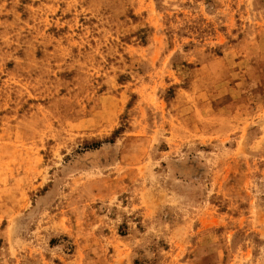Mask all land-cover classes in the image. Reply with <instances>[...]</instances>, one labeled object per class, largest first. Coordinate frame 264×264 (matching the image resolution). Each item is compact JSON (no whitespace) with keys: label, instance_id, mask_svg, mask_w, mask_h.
Wrapping results in <instances>:
<instances>
[{"label":"rangeland","instance_id":"rangeland-1","mask_svg":"<svg viewBox=\"0 0 264 264\" xmlns=\"http://www.w3.org/2000/svg\"><path fill=\"white\" fill-rule=\"evenodd\" d=\"M0 264H264V0H0Z\"/></svg>","mask_w":264,"mask_h":264}]
</instances>
